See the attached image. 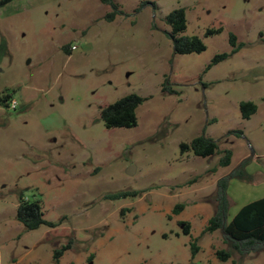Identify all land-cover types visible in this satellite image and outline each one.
Listing matches in <instances>:
<instances>
[{"label":"rangeland","instance_id":"1","mask_svg":"<svg viewBox=\"0 0 264 264\" xmlns=\"http://www.w3.org/2000/svg\"><path fill=\"white\" fill-rule=\"evenodd\" d=\"M113 1L112 19L100 0L0 6V264H264V250L241 255L205 229L218 180L244 159L250 178L231 181L229 220L264 194V0ZM178 7L181 34L205 51L174 52L167 16ZM132 93L144 98L137 125L106 127L101 110ZM243 101L257 105L250 118ZM201 135L219 151L181 152ZM21 196L54 225L25 228Z\"/></svg>","mask_w":264,"mask_h":264},{"label":"trees","instance_id":"2","mask_svg":"<svg viewBox=\"0 0 264 264\" xmlns=\"http://www.w3.org/2000/svg\"><path fill=\"white\" fill-rule=\"evenodd\" d=\"M13 0H0V6H4ZM104 4H110L114 7V11L108 15L112 19L118 12V5L113 0H100ZM168 23L172 26L170 33L175 53H193L203 52L206 50V45L203 40L197 35H182L187 28L186 10L183 7L173 9L167 16ZM219 30H208V33L220 32ZM230 42L233 45V52L239 49L237 45V37L235 34L230 35ZM228 53L216 55L212 62L207 66L210 68L213 64L226 59ZM170 90V88H165ZM11 96L5 95L1 97V101L7 103ZM144 101V98L136 93L125 95L115 102L105 106L101 110V119L106 127H133L137 125V108ZM244 118H250L256 111L257 105L253 101H243L240 104ZM181 152H192L197 156L208 157L219 151L218 142L212 137L201 135L193 138L190 142H182ZM224 155L220 159V165L229 166L232 161V151L226 149ZM249 158L244 159L236 168L231 170L227 175L218 180L217 189L214 195L216 201L215 214L210 217L206 226L207 232H213L221 229L225 242L230 244L231 248L241 255H247L252 252H260L264 250V196L252 200L242 205L234 216L229 220L230 197L229 187L233 179H249L246 166L249 163ZM128 192L113 194L110 197L119 198L127 196ZM183 204L176 206V210L182 209ZM17 220L22 223L25 228L32 230L40 227L42 224L54 225L52 222L44 218V213L40 200H29L23 196L20 197V202L16 213ZM184 231L186 234L191 233L189 223L185 224ZM70 246H64L55 251V258L59 263L60 257L64 251ZM193 251L196 252L198 247L192 245ZM217 255L222 260H228L231 257V252L221 249L217 250Z\"/></svg>","mask_w":264,"mask_h":264},{"label":"built area","instance_id":"3","mask_svg":"<svg viewBox=\"0 0 264 264\" xmlns=\"http://www.w3.org/2000/svg\"><path fill=\"white\" fill-rule=\"evenodd\" d=\"M76 47L73 46L72 49H75ZM18 105V100L16 98H12L9 107L12 109H16Z\"/></svg>","mask_w":264,"mask_h":264},{"label":"crops","instance_id":"4","mask_svg":"<svg viewBox=\"0 0 264 264\" xmlns=\"http://www.w3.org/2000/svg\"><path fill=\"white\" fill-rule=\"evenodd\" d=\"M233 180H234V179H233ZM230 185H231V184H230ZM263 196H264V194L261 195L260 197H263ZM229 197H230V196H229ZM260 197H257V199L260 198ZM254 200H255V199H254ZM230 203H231V200H230ZM245 204H246V203H245ZM243 205H244V204H243ZM237 211H238V210H237ZM237 211H236V212H237Z\"/></svg>","mask_w":264,"mask_h":264},{"label":"water","instance_id":"5","mask_svg":"<svg viewBox=\"0 0 264 264\" xmlns=\"http://www.w3.org/2000/svg\"><path fill=\"white\" fill-rule=\"evenodd\" d=\"M128 173H133L131 168L128 169Z\"/></svg>","mask_w":264,"mask_h":264}]
</instances>
